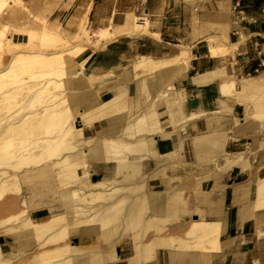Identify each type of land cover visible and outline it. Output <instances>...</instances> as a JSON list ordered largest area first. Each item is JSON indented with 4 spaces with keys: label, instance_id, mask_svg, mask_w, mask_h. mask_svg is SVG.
Masks as SVG:
<instances>
[{
    "label": "crops",
    "instance_id": "1",
    "mask_svg": "<svg viewBox=\"0 0 264 264\" xmlns=\"http://www.w3.org/2000/svg\"><path fill=\"white\" fill-rule=\"evenodd\" d=\"M21 1L29 16L46 19L71 41L75 40L80 20L90 28H98L110 22L121 23L127 12L147 18L148 33L121 36L99 48L86 45L74 56L76 70H81L87 78L72 90L74 98L69 105L75 112L73 124L81 129L83 138L93 139L94 144L103 136L128 140L124 127L144 108L140 96L143 90L149 91L162 123L161 130L150 133L155 141L153 148L158 154L171 151L178 156L175 163L156 165L153 158L143 162L147 188L171 191L179 187L184 176L202 178L198 186L193 183L178 190L183 200L178 206L179 233L190 220L198 218L218 222L220 229L216 244L211 240L204 242L205 248H160L153 260L140 264H264V208L250 207L255 180L264 176V115H258L262 119L252 115L256 97L264 98V0H238L243 18L236 24L232 22L235 0ZM16 14L22 12L4 10L0 14V24H9L14 29L8 34L11 44L22 43L26 38L20 19L25 15L17 19ZM211 39L218 46L216 54L209 50ZM181 51L185 52L186 66L172 75V94L181 97L184 114L195 115L174 129L165 122L168 118L165 104L155 97L154 90L163 85L161 74L145 73L147 85L144 78L142 85V74L133 65L140 56L168 58ZM230 82L233 85L222 92L221 83ZM112 99L120 106L101 107ZM206 134H226L223 150L242 152L243 158L227 172H217L209 161L212 153L208 145L192 141ZM98 142L84 146L83 150L90 178H119L116 161L102 153ZM77 171L81 172L82 168L78 167ZM54 214L45 207L28 211L33 220ZM99 232L96 224L84 225L70 231L67 241L105 250L107 243ZM15 242L12 234H0V246L5 252H10ZM193 242L200 244L197 237ZM114 251L117 257L103 264H128L127 258L132 253L129 234L115 244Z\"/></svg>",
    "mask_w": 264,
    "mask_h": 264
},
{
    "label": "bare ground",
    "instance_id": "2",
    "mask_svg": "<svg viewBox=\"0 0 264 264\" xmlns=\"http://www.w3.org/2000/svg\"><path fill=\"white\" fill-rule=\"evenodd\" d=\"M139 18L140 17L132 12H127L121 23L115 24L110 22L104 27L96 28L94 31L87 29L84 26L85 24L80 25L81 34H79V36L83 39L81 38L77 43H74L73 46L71 45L72 47L66 50L67 55L65 62L44 70L43 73H46L47 77L39 85L34 82H29L21 73L27 72L29 74L28 76L37 75L38 72L35 70L31 72V69H35L36 66L45 65V59L56 56L61 52L52 54L32 52L27 50L29 46L27 42L15 43L13 44L14 46H23L25 49H18L11 52L8 62L4 64L5 67L2 65L4 68H0V145L2 143L4 144V139L10 138L7 141H9V145L12 146V148L8 150L5 149L8 145L7 147H2L3 151H0V199H3L11 192H19V172L21 173L23 168H28V164H35L37 162L42 163L50 161L52 164H58L59 170L57 171V178L69 185H71L70 182L80 184V187L73 189H69V185L66 184L69 190L66 194L65 191H63V202L65 201L67 204V195L68 197L74 198L73 200L76 201V203H73V206L69 205L70 207L67 212L51 215L44 221H33L28 216L25 208L20 215L13 216L15 217L14 219H18V227L23 226L26 231H29L37 245H43L48 242L56 244L49 252L37 255V257L48 255L47 259H43L41 264L47 262H51L50 264H65L76 256L83 255L85 256L84 259L88 258L89 260L91 258V261L92 257H96L100 264H103L105 261H112L117 257L114 251L115 244L118 243L122 234L128 232L130 228L129 235L132 238V253L127 258L128 264L149 262L156 257L157 251L160 248L176 250L191 249L195 246L205 248L204 242H210L211 240L215 244L217 242L220 229L219 223L203 218L193 219L186 228L183 236L155 233V236L153 234V238L144 240L145 237H143V235L146 233V227L152 220L155 221L153 222V224H155V228L153 227V229L159 232L162 230L163 224L167 219V217L162 214L160 215L157 213V215L153 213L152 210L158 209L165 204H173L176 193L173 191H153L146 187L143 188L146 182L143 181L145 183L142 184V180L139 182L138 179H132V177L136 176V173L138 174L144 171L142 165L147 159L153 158L157 165L159 162L170 163V161L172 162V160L177 159L178 156L176 152L171 151L165 154H158V151L153 148V142L155 143V141H153L154 138L150 136V133L161 130L160 126L162 123L158 120L159 112L156 113L157 111L153 108L155 99L149 95V91L143 90V96H140V98H143L144 108L141 107L143 109L140 113L124 127L128 140H124L118 136V138L99 136V142L97 141L101 145L103 150L102 153H105L109 160L114 159L116 161V173L120 174L119 178L92 180L90 178L89 168H87L85 162L86 160L82 157L84 154H80L82 150H85L84 146L91 145L93 139L83 138L81 129L73 124L75 112L72 111L69 105L70 99L74 98L71 93L78 84L84 82L87 78L81 70H76L78 65L74 62V56L78 52H81L86 45L99 48V46H103L104 43L121 36H135L136 34L141 35L148 33L147 19L138 20ZM43 33L50 38L56 37L57 35L56 30L48 27H45ZM2 34L3 33H0V36ZM2 48L3 38L0 37V49L2 50ZM217 49L218 46L212 44L211 39L209 50L212 54H216ZM185 62V52L181 51L179 54L168 58L141 56L133 65L134 70L149 67H155L157 70H160L161 81L163 80L161 84L163 85L153 90L154 92L156 91L155 97H160V100H162L166 106L168 118L165 122L172 124L174 129L179 124L185 123L187 119H192L191 116L195 115L188 117L184 114L181 97L173 96L172 94L174 90L171 82L172 75L183 70L186 66ZM47 66L48 65L45 67ZM221 84L220 88L222 92H226L228 86L233 85L232 82ZM121 99L122 98H120L119 101H121ZM114 104L115 106L119 105L116 99L103 103L101 107H113ZM253 108V117L256 116V118H258V115H264V98H262V96L256 97L253 102ZM2 111H8V113L6 115H1ZM106 111H108V109ZM179 127L181 128V126ZM34 128L41 129L42 135L36 137V134H31V130ZM162 134L164 135L163 132ZM214 134L200 135L193 138L192 141L193 144L196 142L206 143L212 153L209 161L213 162L217 172L225 173L243 158V154L242 152L235 154L224 151L223 144L225 143L226 134ZM154 135L156 136L155 133ZM157 135L159 134L157 133ZM13 140L15 143L12 142ZM30 144H33L34 147L38 146L39 151L31 152L28 149V145ZM95 144L93 142V145ZM76 154L79 160L77 159L78 161L76 160V162L70 161L69 157H75ZM130 156L135 157L131 158ZM78 167L82 168L81 173L77 171ZM154 169L155 168H153V170ZM184 177L191 178L192 176L188 175ZM206 177L207 176L204 178ZM200 181L201 179H198L196 182L200 183ZM255 181L254 197L252 202H250V207L252 209H262L264 208V176L258 177ZM63 187H65V184ZM84 188L87 190H84ZM132 190L137 194L135 193V196L131 197L130 201L127 202V200H129L127 192L131 193L130 191ZM94 201H97V203L95 204ZM20 202L21 205L25 206V201L23 199H21ZM92 202H94V206L88 207L89 204H93ZM87 204L88 206L86 207ZM121 204L124 205V212L120 215V223H118V225L121 226L120 232H118L114 240L110 241L105 250L101 248L102 250L95 249L85 251L83 248H79L67 241L58 243L59 240L65 237L67 225L73 220L96 224L101 230V234L108 233L110 231L109 228L112 225L115 226L114 223L118 218V206ZM141 206L142 209L144 207L142 213L140 211ZM146 209H148L147 214H145ZM10 217L5 218L2 222L5 223L6 219ZM137 220L141 221V225L139 223L140 226L138 225V229L132 230V223ZM3 223L0 225L2 232L11 234L15 231V227L11 228L10 226L2 225ZM193 237L205 238L206 241H199L200 244L197 245L193 242ZM51 258L53 259L51 260ZM5 260L0 246V264ZM87 262L88 261H86V263Z\"/></svg>",
    "mask_w": 264,
    "mask_h": 264
},
{
    "label": "rangeland",
    "instance_id": "3",
    "mask_svg": "<svg viewBox=\"0 0 264 264\" xmlns=\"http://www.w3.org/2000/svg\"><path fill=\"white\" fill-rule=\"evenodd\" d=\"M0 7H1L0 8V14L4 10L10 11V12H13L15 10H20L22 12V14H19V16H18V14H16V16H14V17L19 19L20 17H23L21 15H25L23 19L22 18H20V19H21V24L24 26L21 30H23L26 33V38L24 39V42H27L29 44V46L27 47V50L32 51V52L44 53V54H52V53L61 52V53H58V55H56V56L45 59V65L36 66L35 69H31V72L33 70L38 72L37 75L28 76L29 74L27 72H22L21 73L22 76L25 77L26 80H28L29 82H34L37 85L41 84V82H43V80L47 77V74L43 73L44 70L50 69V68L56 66V64L59 65L60 63L65 62L66 55H67L66 50H68L70 47H72L74 45V43H77L82 38L81 36H79V34H81L79 26L82 24H85L83 20H80V22L78 23L77 34L73 37V39H75V40L71 41L70 37L65 35L63 33V31L59 30L58 27L50 24L46 19L39 18L38 16H36V17L29 16V12L27 10V7L25 6L24 2H22L21 0H0ZM137 16L140 17L138 20L147 19L146 17H144L143 14L137 15ZM84 26L87 29H89L90 31H94L96 29V28H90V26H87V24H85ZM45 27L52 28V29L56 30V32H57L56 37L50 38V37L45 36L43 33V30L45 29ZM12 30H14V29H12L9 24H5V23L0 24V33H3L0 36L3 38V48H2V50L0 49V62H1L0 68L1 69L4 68L5 67L4 64H6V62H8V59L10 57L11 52L18 50V49H25V48H23V46H14L13 44L10 43V40L8 39V34L11 33ZM76 36H78V37H76ZM46 65H48V66L45 67ZM136 71L141 72V74H142L141 83H142V79L144 78L146 85H147V83H146L147 78L145 77V73L158 72L161 74L160 70H157L155 67L138 69ZM31 72H29V73H31ZM142 85H143V83H142ZM71 95H72V93H71ZM149 95L151 96L150 92H149ZM7 113H8V111H4V112L2 111L1 115H6ZM32 130H31V134H36V137L39 135H42L41 129H35L34 128ZM8 139H10V138H8ZM8 139H4V144L2 143L0 145V151L2 150V147H7V145H8V147L5 149L8 150V149L12 148V146L9 145L10 142L7 141ZM12 142H14V140ZM93 142H95V141L92 140L91 144H93ZM36 145H38V144H36ZM32 146H33V144L28 145V149L31 152H38L39 151L38 146H36V147H34V146L32 147ZM80 154H84L83 150L80 152ZM72 157H74V156H71V158L69 157V160L72 162H74V161L76 162V160L78 159V155L76 154L74 158H72ZM82 157L85 160L86 155L84 154ZM10 160H12V159H10ZM173 161H176V159L172 160V162ZM23 166H27V165H23ZM58 167H59L58 164H52L50 161H48V162L45 161L42 163L37 162L35 164H28V168L26 167L27 169L23 168L21 173L19 172V181H20L19 192H11L7 196H5L3 199H0V225H1V223H3L2 221L5 218L11 216L10 218L6 219V222L4 221L5 223H3L2 225H7V226H10L11 228L15 227L14 228L15 231L11 234L16 239V242L12 244V248H11L10 252H5L4 250H2L3 257L6 260L1 264H41L43 259H47L48 255H44V257H40V256L37 257V255L43 254L45 252H49V250L51 248L56 246V244H52L49 242L46 244H43V245H37L36 241L33 240V237L31 236V233L29 231H26L23 226L18 227L19 226L18 219L17 220L14 219L15 217H13V216L20 215V213H22L24 208L27 210V213H28L29 209L36 208V207H45L52 214L63 213V212H67L68 208L70 206H73V203H76V201L73 200L74 198L68 197V195H67L66 196L67 204H68L67 205L65 203V201L63 202L64 196L62 193H64L63 191H65V194H66L69 189L80 187V184H77L75 182H70L71 185H69L68 183H65V182L63 183V180L57 178V171L59 170ZM79 173H81V172H79ZM135 175L136 176L132 177V179L136 178L139 180V182H141V180H142V184H144L146 182L147 174L145 173V171H143V172L141 171L138 174L136 173ZM198 179L202 180V178H195L193 176L191 178L190 177L189 178L182 177L180 180L179 188L176 186L173 190L169 191V192L173 191L176 193V198L174 200V203L171 205L165 204L166 206L164 205L158 209L152 210L153 213H156V214L158 213L160 215L162 214L165 217H167V219L163 224L162 230L159 232H156V230L153 229V227L155 228V226H154L155 224H153V222H155V221L152 220V222H151L152 224L150 223L146 227V233L143 235V237H145L144 240H148V239L153 238L155 236V233L161 234V235H163V234L164 235H179V236L184 235L185 227L193 219L190 220L187 223V225H185L182 228V233H179L180 229H181L180 228L181 225L179 223L180 217H179L178 206L180 203L183 202V200L180 198L178 190L180 188H182L183 186H186L188 184L195 183L198 186L199 182L198 183L196 182ZM143 181H145V182H143ZM60 182H62V183H60ZM64 184H65V187H63ZM66 184L69 185V189H68V186ZM72 184H74L75 186ZM144 187L147 188V183H146V185L144 184L143 188ZM66 188H67V190H66ZM84 190H87V189L84 188ZM175 190H177V191H175ZM130 192L131 193L127 192L128 199H129V200H127V202H129L130 198L135 196V193H136V192H134V190H132ZM21 199H23L25 201V206L21 205V202H20ZM94 202H95V204L97 203V201H94ZM94 202H92L93 204L91 203L92 205L89 204V206L87 204L86 207L87 206L88 207L94 206ZM123 207H124L123 204L118 206L117 221H115V223H114L115 226L112 225L109 228L110 231L108 233L101 234V230L99 229L101 237H102V239L105 240L107 245L110 243V241L114 240L115 237L118 235V232H120L119 230L121 229V226L118 225V223H120V215L124 212ZM147 210L148 209H146L145 214L148 213ZM140 211L142 213L144 211V207L142 209V206H141ZM49 217H47V218H49ZM47 218L42 219V220H33V219L32 220L33 221H44ZM118 220H119V222H118ZM133 223H132V225H133L132 230L138 229L139 223L141 225L140 220L134 221ZM88 224H90V223L89 222H87V223L86 222H78L77 220L71 221L67 225V228L65 230V237L62 238L61 240H59L58 243L66 242L67 236H68L70 231H74V230L80 228L81 226L88 225ZM130 230H131V228H130ZM128 232H126L127 234L124 232L125 234L123 233L122 236L120 237V239L123 236L130 234V232L129 233ZM1 233L7 234V233L2 232V230L0 228V234ZM153 234H154V236H153ZM218 236H219V234H218ZM218 236H217V238H218ZM131 240H132V238H131ZM191 240H192V238H191ZM197 240L200 242H203L206 239L197 237ZM70 244H72V243H70ZM74 245H76V244H74ZM76 246H78L79 248H83L85 251L86 250H95V249L99 250L98 248H84V247L79 246V245H76ZM84 258H85L84 255L83 256H76L75 258H73L71 261H69L67 263L68 264H79V263L80 264H83V263L84 264H100L96 257H92V261H91V258L89 260H88V258L87 259H84ZM52 259L53 258H51V260ZM93 260H96V261H93ZM82 261H84V262H82ZM86 261H88V262L86 263ZM50 263L51 262H47L44 264H50ZM67 263H65V264H67Z\"/></svg>",
    "mask_w": 264,
    "mask_h": 264
},
{
    "label": "built area",
    "instance_id": "4",
    "mask_svg": "<svg viewBox=\"0 0 264 264\" xmlns=\"http://www.w3.org/2000/svg\"><path fill=\"white\" fill-rule=\"evenodd\" d=\"M243 18V10L240 7L238 0H235L232 4V22L238 23Z\"/></svg>",
    "mask_w": 264,
    "mask_h": 264
}]
</instances>
